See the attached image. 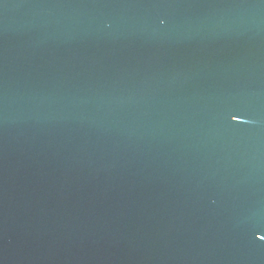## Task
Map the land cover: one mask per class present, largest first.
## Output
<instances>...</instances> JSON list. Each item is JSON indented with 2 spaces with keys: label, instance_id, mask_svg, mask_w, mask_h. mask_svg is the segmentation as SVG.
I'll use <instances>...</instances> for the list:
<instances>
[{
  "label": "water",
  "instance_id": "water-1",
  "mask_svg": "<svg viewBox=\"0 0 264 264\" xmlns=\"http://www.w3.org/2000/svg\"><path fill=\"white\" fill-rule=\"evenodd\" d=\"M262 237L264 0H0V264H264Z\"/></svg>",
  "mask_w": 264,
  "mask_h": 264
},
{
  "label": "snow or ice",
  "instance_id": "snow-or-ice-1",
  "mask_svg": "<svg viewBox=\"0 0 264 264\" xmlns=\"http://www.w3.org/2000/svg\"><path fill=\"white\" fill-rule=\"evenodd\" d=\"M232 119H233V120H240L241 117L238 116V115H233V116H232ZM262 239H264V237H262Z\"/></svg>",
  "mask_w": 264,
  "mask_h": 264
}]
</instances>
